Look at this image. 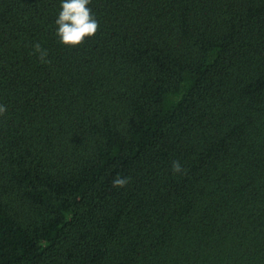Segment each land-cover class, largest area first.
I'll list each match as a JSON object with an SVG mask.
<instances>
[{"label":"trees","instance_id":"trees-1","mask_svg":"<svg viewBox=\"0 0 264 264\" xmlns=\"http://www.w3.org/2000/svg\"><path fill=\"white\" fill-rule=\"evenodd\" d=\"M61 2L0 0V264H264V0Z\"/></svg>","mask_w":264,"mask_h":264},{"label":"clouds","instance_id":"clouds-1","mask_svg":"<svg viewBox=\"0 0 264 264\" xmlns=\"http://www.w3.org/2000/svg\"><path fill=\"white\" fill-rule=\"evenodd\" d=\"M91 0H62L61 11L55 24L58 26L56 35L59 42L65 46H79L85 38H91L99 29V22L96 20L90 7H87ZM36 53L40 54L42 62H47L45 57L47 51L41 48L39 43L34 45ZM6 112V106L0 105V116ZM172 170L174 173L180 172L181 165L178 161L173 162ZM128 183L127 178H117L113 181L114 187H124Z\"/></svg>","mask_w":264,"mask_h":264}]
</instances>
